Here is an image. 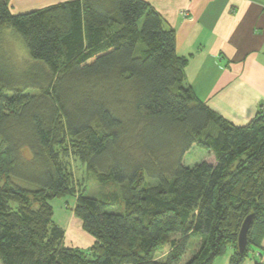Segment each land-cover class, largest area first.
I'll return each mask as SVG.
<instances>
[{"label":"trees","instance_id":"obj_1","mask_svg":"<svg viewBox=\"0 0 264 264\" xmlns=\"http://www.w3.org/2000/svg\"><path fill=\"white\" fill-rule=\"evenodd\" d=\"M10 4L0 0L1 264H214L229 249V264H244L261 248L264 108L238 126L202 101L176 32L146 0L17 14ZM8 29L28 49L23 71L3 48ZM194 146L215 162L186 165ZM71 155L115 189L78 190ZM68 196L95 241L88 250L68 246L54 223L53 201ZM193 238L200 243L183 263Z\"/></svg>","mask_w":264,"mask_h":264},{"label":"crops","instance_id":"obj_2","mask_svg":"<svg viewBox=\"0 0 264 264\" xmlns=\"http://www.w3.org/2000/svg\"><path fill=\"white\" fill-rule=\"evenodd\" d=\"M68 1L10 5L17 14ZM146 1L176 32L177 53L189 58L186 81L196 95L235 125L250 123L264 108V0ZM256 250L264 264V239Z\"/></svg>","mask_w":264,"mask_h":264},{"label":"rangeland","instance_id":"obj_3","mask_svg":"<svg viewBox=\"0 0 264 264\" xmlns=\"http://www.w3.org/2000/svg\"><path fill=\"white\" fill-rule=\"evenodd\" d=\"M4 38L3 48L7 51L8 58L12 61L11 63L15 66V68L19 71H23V69H26L29 66V61L31 60L29 59V52L22 38L16 34L13 29H8ZM23 156H29V151L24 150ZM203 161H208L209 163L215 162L214 157L210 155V153H207V151L199 149L196 146L188 152L185 158V163L188 166H194ZM67 162L75 177V187L78 186V190L84 188L86 195L99 197L102 192L115 189L113 185L101 186L98 184L94 176L88 173L86 167L75 156H69ZM76 202L77 199L75 196L55 199L52 203L55 212L54 223L65 230L64 241L68 246L88 250L92 248L95 241L83 230L82 223L74 214ZM176 238L179 239L180 237L176 236ZM199 243V239H191V243L184 256L183 263L191 258ZM252 251H250V256L244 264H256V262L260 259V256ZM231 252L232 250L229 249L225 255L217 258L214 264H229ZM159 257L164 259L165 256L161 254Z\"/></svg>","mask_w":264,"mask_h":264},{"label":"water","instance_id":"obj_4","mask_svg":"<svg viewBox=\"0 0 264 264\" xmlns=\"http://www.w3.org/2000/svg\"><path fill=\"white\" fill-rule=\"evenodd\" d=\"M253 222V215L248 216L239 232L238 236V250L240 253H244L248 248V236Z\"/></svg>","mask_w":264,"mask_h":264}]
</instances>
